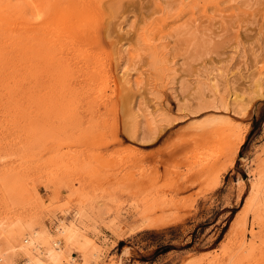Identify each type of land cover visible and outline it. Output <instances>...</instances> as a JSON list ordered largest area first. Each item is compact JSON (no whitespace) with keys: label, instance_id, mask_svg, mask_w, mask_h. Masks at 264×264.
Returning <instances> with one entry per match:
<instances>
[{"label":"rangeland","instance_id":"374dc122","mask_svg":"<svg viewBox=\"0 0 264 264\" xmlns=\"http://www.w3.org/2000/svg\"><path fill=\"white\" fill-rule=\"evenodd\" d=\"M35 1L0 0V262L66 221L78 264H264V0Z\"/></svg>","mask_w":264,"mask_h":264},{"label":"bare ground","instance_id":"6f19581e","mask_svg":"<svg viewBox=\"0 0 264 264\" xmlns=\"http://www.w3.org/2000/svg\"><path fill=\"white\" fill-rule=\"evenodd\" d=\"M2 1V0H1ZM13 1V0H12ZM32 1H35V0H32ZM38 1H40V0H38ZM43 1V0H42ZM71 1H73V0H59V2L60 3H68V2H71ZM76 1V0H75ZM80 1V0H79ZM79 1H77V2H79ZM86 1V0H85ZM90 1V0H89ZM88 0H87V2H89ZM36 2V1H35ZM54 2H56V1H54V0H44V3L42 2V4L43 5H45V6H47L46 8H49L50 10H48L49 11V14H48V16L49 15H52L51 13L53 12L52 11V9H54L53 7H55V4H54ZM82 2V1H81ZM80 2V3H81ZM94 2V1H93ZM92 2V3H93ZM23 3V2H22ZM38 3V2H37ZM36 3V4H37ZM39 3H41V2H39ZM38 3V4H39ZM94 4V3H93ZM20 5V4H19ZM43 5L40 7L41 9H42V7H43ZM54 5V6H53ZM75 5V4H74ZM84 5V4H83ZM89 5H90V3H88L87 5H85V7L86 6H88V8H89ZM9 6V5H8ZM40 6V5H39ZM66 6H68V5H66ZM94 5H91L90 7L92 8ZM96 6V5H95ZM3 6L0 4V26H6V24H8V20H10V18H12L11 16L8 18L7 17V15H5V13H7V11L6 12H4V10H3V8H2ZM16 7H19V6H16ZM62 7H63V5H62ZM85 7H82V12H85L86 13V8ZM5 8V7H4ZM45 7H44V9H46ZM66 8V7H65ZM85 8V11L83 10ZM36 9H37V5H36ZM38 10V12L39 11H42V10ZM80 9H81V6H80ZM93 9V8H92ZM91 9V10H92ZM13 10V9H12ZM24 10V9H23ZM22 10V11H23ZM74 10V9H73ZM71 11L72 13H75L74 11ZM76 10V9H75ZM28 11V10H27ZM47 11V12H48ZM51 11V12H50ZM77 11V10H76ZM14 12V11H13ZM33 12H34V10H33ZM45 12V11H44ZM44 12H43V14H42V16L44 15ZM46 12V13H47ZM61 12H63V11H61ZM88 13H89V11H87ZM42 13V12H41ZM68 13V12H67ZM66 13V14H67ZM69 13H70V11H69ZM77 13H79L78 11L75 13V14H77ZM8 14V13H7ZM39 14L40 13H38V16H39ZM65 14V16H68V15H66ZM74 14V15H75ZM82 14V13H81ZM93 14V13H92ZM9 15H10V13H9ZM16 15V14H15ZM27 15V14H26ZM34 16H35V14H33ZM73 17H74V15L73 14H71ZM78 15V14H77ZM76 15V16H77ZM80 15V14H79ZM83 15V14H82ZM23 16V15H22ZM30 16V15H29ZM41 16V15H40ZM40 16H39V18H40ZM65 16H63L64 18H65ZM75 16V17H76ZM27 17H28V15H27ZM44 17H45V15H44ZM50 17V16H49ZM48 17V18H49ZM53 17V16H52ZM68 17H70V16H68ZM80 17V16H79ZM30 18V17H29ZM51 18V17H50ZM49 18V19H50ZM64 18H61V19H63V21H62V23L64 22ZM14 19V18H13ZM13 19H11V20H13ZM31 19V18H30ZM36 19H38L37 18V16H36ZM43 19L44 18H41V20L40 21H43ZM48 19V20H49ZM52 19V18H51ZM17 20V19H16ZM20 20V19H19ZM19 20H17V21H19ZM68 20V19H67ZM14 22H16L15 21V19L13 20ZM54 21V20H53ZM60 21V22H61ZM20 22V21H19ZM38 22V21H37ZM9 23H12L11 21H9ZM16 23H18V22H16ZM22 23H25V21H22ZM29 23V22H28ZM27 23V24H28ZM41 23V22H40ZM39 23V24H40ZM19 24V23H18ZM30 24H32V22L30 23ZM68 24V23H67ZM70 24V23H69ZM11 25V24H10ZM32 25H34V24H32ZM35 25H36V23H35ZM42 25H45V24H42ZM42 25H40V26H42ZM62 25V24H61ZM64 25V24H63ZM30 26V25H29ZM49 26V25H48ZM57 26V25H56ZM65 26V25H64ZM28 27V26H27ZM45 27H46V25H45ZM44 27V28H45ZM67 27H68V25H67ZM83 27H84V25H83ZM9 28V27H8ZM13 28H14V26H13ZM35 28V27H34ZM34 28H32V29H34ZM58 28V27H57ZM63 28V27H62ZM71 28V27H70ZM88 28V27H87ZM122 29H123V27H121ZM39 29V28H38ZM64 29V28H63ZM75 29H76V27H75ZM75 29H73L72 28V30L74 31V33L76 32L75 31ZM84 29V28H83ZM89 29V28H88ZM88 29H84L83 31H84V33L88 30ZM40 30V29H39ZM72 30L70 29V31L72 32ZM76 30H78V29H76ZM91 30V29H90ZM67 31V30H66ZM69 31V30H68ZM69 31V32H70ZM79 31V30H78ZM81 31H82V29H81ZM80 31V32H81ZM79 32V33H80ZM87 32H89V31H87ZM86 32V33H87ZM77 33V32H76ZM75 33V34H76ZM64 34V33H63ZM81 34H82V32H81ZM57 35H59V34H57ZM83 36V35H82ZM82 36H80V38L82 37ZM87 36H88V34H87ZM32 37V36H31ZM68 37V39H69V36H67ZM84 37V36H83ZM83 39V38H82ZM46 40V39H45ZM84 40V39H83ZM51 41V40H50ZM54 41V40H53ZM31 42V41H30ZM48 42V41H47ZM56 42V41H55ZM57 43V42H56ZM29 46V45H28ZM48 46H49V44H48ZM57 46V45H56ZM36 47V46H35ZM34 47V48H35ZM28 48V47H27ZM36 49V48H35ZM48 49H50V47L48 48ZM157 49V48H156ZM50 50H48V52H49ZM49 56H50V54H49ZM46 58V57H45ZM52 58V57H51ZM50 62V61H49ZM61 64V63H60ZM52 67V66H51ZM61 67V66H60ZM59 67V68H60ZM132 71V70H131ZM134 71V70H133ZM132 71V72H133ZM51 72V71H50ZM55 73V72H54ZM126 73V72H125ZM128 73V72H127ZM130 74H131V72H129ZM125 74H123V76H124ZM122 76V77H123ZM215 76V75H214ZM213 76V77H214ZM220 76V75H219ZM125 77V78H124ZM123 77V79H125V85H126V88L128 87L127 85H129V87H130V82H131V79H127L126 77H127V75H125ZM130 77V76H129ZM213 77H212V82H214V80H213ZM131 78V77H130ZM211 78V77H210ZM214 78H216V77H214ZM220 78V77H219ZM264 78V77H263ZM121 79V78H120ZM122 79V80H123ZM121 80V81H122ZM259 80H261V79H259ZM119 82V81H118ZM123 82H124V80H123ZM122 82V84H124ZM211 82V81H210ZM261 82H262V80H261ZM120 83V82H119ZM263 83V82H262ZM210 84V83H209ZM258 84V83H257ZM212 85V84H211ZM132 86V85H131ZM213 86V88H214V90H215V92H218V89H217V84L215 85H212ZM262 86V85H261ZM264 88V87H263ZM264 90V89H263ZM106 91V90H105ZM63 92V91H62ZM237 92V91H236ZM262 92V91H261ZM72 93V92H71ZM215 94V93H214ZM259 94V93H258ZM76 95V94H75ZM238 97V96H237ZM66 98V97H65ZM68 99V98H67ZM72 99V98H71ZM158 99V98H157ZM234 100H236V99H233V101ZM57 101V100H56ZM234 104H236V101H235V103ZM71 106V105H70ZM170 111V110H169ZM148 113V112H147ZM73 119H75V117H73ZM71 121V120H70ZM155 123V122H154ZM262 174V173H261ZM264 175V174H263ZM216 186V185H215ZM211 187V186H210ZM260 186H259V184H257L256 182H252V184H251V187H250V193H249V196H248V198L246 199V201H245V203H244V206H243V213L245 214V215H247V214H249V213H252L254 210H255V208H256V204H257V198H258V194H259V192H260V188H259ZM262 189V188H261ZM82 211V210H81ZM254 213V212H253ZM79 215H80V213H79ZM244 215V216H245ZM78 217V216H77ZM151 218V217H150ZM241 219V218H240ZM150 221H152V220H150ZM149 222V221H148ZM77 223V222H76ZM152 224V223H151ZM27 225H29V224H27ZM13 226V225H12ZM31 226V225H30ZM136 227V226H135ZM147 227V226H146ZM5 229V228H4ZM81 230H83V227L82 226H80V225H76V224H72V225H68L67 224V222L66 221H62L61 223H60V225L58 226V233H59V235H57L56 237H54L53 235H51L50 233H48V234H43L42 232H34L28 239H26L25 240V244L24 245H22L20 248L22 249H20L21 251H23L25 254H26V257H27V264H60L61 262H66V263H64V264H78V261H77V256H74V255H71L70 253H69V251L71 250V249H74V246H75V244H76V242H77V239L79 238V236H80V234H81ZM84 231V230H83ZM5 232H7V234L9 235V236H11L12 238H14V235L16 234L15 233V231L13 230V229H6V231ZM0 233H1V237H6V235L5 234H3L1 231H0ZM15 233V234H14ZM17 235V234H16ZM30 235V234H29ZM19 238V237H18ZM4 239V238H3ZM9 239V238H8ZM15 239V238H14ZM21 241V240H20ZM95 245H97V244H95ZM15 246V245H14ZM18 251V250H17ZM79 251V250H78ZM10 252H14V251H10ZM79 258V257H78ZM13 256H9L8 257V261L10 262V264H14V262H13ZM13 262V263H12ZM0 264H2V261L0 262ZM62 264V263H61Z\"/></svg>","mask_w":264,"mask_h":264}]
</instances>
